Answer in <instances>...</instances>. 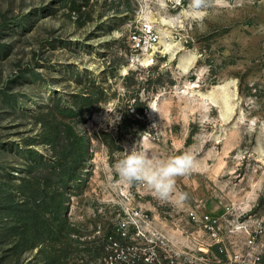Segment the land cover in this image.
<instances>
[{
  "label": "rangeland",
  "instance_id": "1",
  "mask_svg": "<svg viewBox=\"0 0 264 264\" xmlns=\"http://www.w3.org/2000/svg\"><path fill=\"white\" fill-rule=\"evenodd\" d=\"M190 2L0 0V264L199 255L209 241L191 211L247 225L264 264V0ZM143 24L160 36L151 67L131 64ZM140 140L199 161L177 178L182 205L120 180L114 165ZM249 239L238 230L225 247Z\"/></svg>",
  "mask_w": 264,
  "mask_h": 264
},
{
  "label": "built area",
  "instance_id": "2",
  "mask_svg": "<svg viewBox=\"0 0 264 264\" xmlns=\"http://www.w3.org/2000/svg\"><path fill=\"white\" fill-rule=\"evenodd\" d=\"M152 28L153 27L148 24H143L137 31L131 34V39L134 43V53L131 58V64L133 66L151 67L157 63L156 56L160 36L159 33ZM133 216L142 220L148 217V215H143L138 212L134 213ZM189 216L194 222V225H196L197 230L208 237L209 242H202L199 246V250L202 252L201 254L195 255L177 247L176 249L173 248L166 251L164 259H162V256L159 255L157 251H153L151 255H138V260H133V264H137V262L141 261L142 264H162V261H165L167 264H261V256L256 251L255 238L250 233L247 225L241 224L234 226V228H229L218 216H209L201 219L194 211H191ZM243 229L250 235L247 250L244 253L238 251L230 252L229 249L225 247V235ZM138 235L142 240H147V237L141 231L138 232ZM163 240L164 241H161L162 244L166 241L165 239ZM150 242L154 241L152 240ZM212 247H216L220 250H228L226 259L221 260L215 257L214 261L210 260L208 254Z\"/></svg>",
  "mask_w": 264,
  "mask_h": 264
},
{
  "label": "clouds",
  "instance_id": "3",
  "mask_svg": "<svg viewBox=\"0 0 264 264\" xmlns=\"http://www.w3.org/2000/svg\"><path fill=\"white\" fill-rule=\"evenodd\" d=\"M228 6V0H191L190 2V7L194 11ZM150 108L154 110V107ZM106 111L113 113L107 109ZM118 119L119 115L113 113L111 122L114 124ZM199 166V161L191 152L160 159L155 152L143 147L140 140L131 147L125 146L122 158L116 162L114 169L123 183L146 187L160 201L180 206L188 198V194L177 189V178L191 174Z\"/></svg>",
  "mask_w": 264,
  "mask_h": 264
},
{
  "label": "trees",
  "instance_id": "4",
  "mask_svg": "<svg viewBox=\"0 0 264 264\" xmlns=\"http://www.w3.org/2000/svg\"><path fill=\"white\" fill-rule=\"evenodd\" d=\"M142 264V263H141Z\"/></svg>",
  "mask_w": 264,
  "mask_h": 264
}]
</instances>
